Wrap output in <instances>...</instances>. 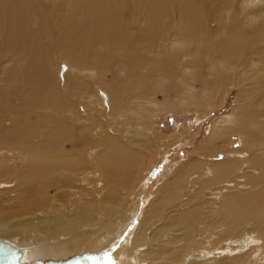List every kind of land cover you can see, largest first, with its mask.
Here are the masks:
<instances>
[{
    "label": "bare ground",
    "instance_id": "obj_1",
    "mask_svg": "<svg viewBox=\"0 0 264 264\" xmlns=\"http://www.w3.org/2000/svg\"><path fill=\"white\" fill-rule=\"evenodd\" d=\"M191 82L206 89L235 86L240 103L239 113L233 115L234 108L213 121L196 153L211 156L221 137L236 133L248 148L244 156L177 165L173 196L186 189L197 198L178 199L175 210L169 209L173 213L150 210L163 182L140 212L135 201L147 182L123 211L108 201L101 208L100 202L85 201L46 212L43 193L34 194L30 184L48 183L61 170L83 165L75 153L83 131L65 122L72 129L89 128V104L96 99L91 84L98 91L97 116L116 127L125 122L124 130L134 134L156 110L147 108L155 101L149 86L191 97ZM93 127L88 138L97 141L100 132ZM60 136L73 144V156L47 167L46 159L60 161ZM109 139L104 154L117 147ZM100 150L90 149L87 156L101 179L121 180L105 168L114 162L100 157ZM240 180L244 187L235 192ZM0 186V242L20 252L22 264L264 263V0H0ZM207 188L214 197L212 206L207 203L210 212L199 199ZM5 195L11 197L5 201ZM43 226L51 228L42 232ZM213 240L230 253L210 256L201 245Z\"/></svg>",
    "mask_w": 264,
    "mask_h": 264
},
{
    "label": "rangeland",
    "instance_id": "obj_2",
    "mask_svg": "<svg viewBox=\"0 0 264 264\" xmlns=\"http://www.w3.org/2000/svg\"><path fill=\"white\" fill-rule=\"evenodd\" d=\"M63 62L67 67H69L70 64H68L67 61L64 60ZM56 65L60 64L56 63ZM64 66L65 65L59 66V69H64ZM55 68L58 69L57 66ZM165 81L163 80L161 83H165ZM190 86L193 87V91H195L196 93L195 95H191V97L181 95L180 97L179 95H177L176 91L173 93H168V91H166L165 88L160 85L155 86V88L149 86L147 88V91L150 96L151 93H155V101L154 103H152V106L148 105L147 108L149 107L152 109L153 107L156 110L151 111L147 114L148 118L141 123V130L133 134L124 130V117L126 115H122V118L124 119V123H122L123 126L117 127L114 126L116 123L112 122L111 120L104 121V119H100L99 116H97V111H99L97 99L98 91L95 85L91 84L89 92L92 94V99L96 98L97 102H94L96 101V99H94L91 104H89L93 116L88 118L90 119V121L91 118H94L92 122H90V126H94L93 128L95 129V131L98 133L100 132L99 139L95 141V139L88 138V134H91L89 132L90 126L88 129H72L69 127L71 126V124H67L65 122L66 126L69 129L74 131H83L84 140L79 146L77 145V149L75 150V153L77 152L76 156L82 159L83 165H81V167L77 171L61 170L60 172L56 173L52 178L55 180L57 177V179L54 181L55 185L50 184L52 183V179L50 178H47L45 180H50L48 183H40L35 181L33 183L32 181L34 186H32L31 184L30 186L32 187L34 194L42 195L43 193L41 197L45 201L41 202V205H46L44 206L46 212L50 208L53 209L54 206V209L63 208L64 205L66 206V208H70L85 201H94L97 202V204L98 202H100V208L104 205L102 202L108 201L113 205L116 204L115 208H119L123 211L126 209L128 205L127 203H130V198L133 199L136 196L135 194L140 189L142 183L145 182H147L146 190H144V192H142L139 196V199L135 201V208L139 209V212L142 210L143 202L148 199V197H151V195L156 191L157 186L162 182L163 185L160 188L159 194L157 195V197L155 196L152 199L156 200V202L154 205L150 204V210L155 207L157 211H160V207H164L163 209L169 210L171 208L173 209L172 211H174V203L179 202L180 200L178 199L188 197L196 199L197 197L195 195H192L193 193L191 192V190L187 193L186 189H184V192L180 193L178 197L175 198L173 196L175 187H172V176L174 175L172 174V172L177 165L183 163V161H186L187 159L197 161L200 164H202L201 161H210L211 163L222 160L229 161L226 158H229L230 161L235 162L234 159L236 160L238 159V157L241 158L242 156H244L248 152V148L244 147L241 143L242 137L240 134L231 133L230 135L228 134L224 137H221L220 142L215 145L214 149L210 148L213 150H209L211 152L209 153L212 154L211 156L209 155L207 157V155L202 156L198 152L196 153L195 150L199 148V143H201L202 138L208 136L209 128L214 125L213 121L219 115L232 112L234 108H236V110L233 115H236L240 111V103L238 100V90L235 86H224V88H222L218 87L217 84H211V87L206 89L203 88L198 82H191ZM162 111H165V113H163ZM112 115L120 116L119 112L116 111H112ZM197 118L200 120L199 123L196 122ZM232 121L235 122V119H233ZM217 124V130L220 131L222 122L220 121ZM105 137L106 139L103 141ZM34 139L35 141L39 140L38 136H33L32 140L34 141ZM108 139L113 140L117 144V147H115V149L112 148L109 152H106L104 154V152L102 151L105 148L103 147V142L107 141ZM57 143L59 146L56 149L58 150L56 154H58L60 161L57 164H50V162L46 159L44 165L46 164V162H48L49 164L47 167H56V165H59L61 162L68 160L71 158V156H73L74 147L73 144L69 142V140L61 138L60 136ZM97 148H101V150L99 151L100 157L109 159L114 162H112L113 165L106 164L105 168H107L108 171L113 170V175L115 177L119 176V179L124 181L116 180L110 177H106V179L104 180L103 178L101 179V175L99 172L100 169L98 168L96 163L91 161L92 159L90 160L89 155L87 156V154L90 153V149ZM165 150H167V152L163 154ZM204 152H206V148H204ZM125 158L129 162V164L123 165L122 168V160H124ZM88 169L93 174V178L85 175ZM119 172L124 177V179L120 178ZM237 173L238 175H241V167H239ZM232 174L235 173L232 172ZM84 175L85 177L87 176V179L84 177ZM80 177L83 178V181ZM61 178H64L65 185L61 183ZM85 179L87 182L85 181ZM241 181L242 180H240L238 184L239 186L235 184V188H237L235 192L244 187L241 185ZM29 183L31 182L29 181ZM245 186L247 187L248 185L245 184ZM46 187L48 189V192L45 189ZM134 187H136V189H134ZM211 189L212 188H207V190H205L203 194V198H199L201 204L203 202L201 208L204 211H208L209 209L210 212V208L207 203L209 205L213 204V202H210L213 201L212 199L214 198L213 195L209 193V190ZM247 191L249 190H246V192ZM7 197H11V195H5V201L7 200ZM47 197H49V199H47ZM140 197H144L143 200ZM120 202L123 205H121ZM119 204L121 207H117V205ZM169 211L173 213L171 210ZM63 225H65V223H63ZM49 228L51 227L43 226L40 231L45 232L48 231ZM14 234L20 236L24 235L21 232H16ZM212 242L213 245L211 244ZM216 242L217 241L214 240L210 241V243L205 241L201 246L207 249L210 248V250L205 249L210 253V256L212 254L216 256L215 254H217L218 252L230 253V250H228L227 246L223 247L225 246L222 245L223 242H220L218 244V247H214ZM246 247H248V244L247 240L245 239L243 241V248ZM213 248H215L214 250L216 252L212 250ZM218 248L220 249L219 251L216 250ZM250 261V264H264L262 261H254L252 259H250Z\"/></svg>",
    "mask_w": 264,
    "mask_h": 264
},
{
    "label": "water",
    "instance_id": "obj_3",
    "mask_svg": "<svg viewBox=\"0 0 264 264\" xmlns=\"http://www.w3.org/2000/svg\"><path fill=\"white\" fill-rule=\"evenodd\" d=\"M19 255L21 253L17 249L0 242V264H22L19 263Z\"/></svg>",
    "mask_w": 264,
    "mask_h": 264
}]
</instances>
